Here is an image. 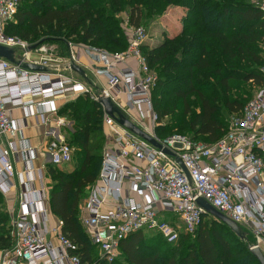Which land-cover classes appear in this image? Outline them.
Segmentation results:
<instances>
[{
	"label": "built area",
	"instance_id": "obj_1",
	"mask_svg": "<svg viewBox=\"0 0 264 264\" xmlns=\"http://www.w3.org/2000/svg\"><path fill=\"white\" fill-rule=\"evenodd\" d=\"M20 4L21 0H0V45L13 49L16 60L0 58V195L11 239L9 248L0 249V264H81L72 254L76 246L62 232L64 223L56 218L52 226L49 206L48 165L72 163L74 149L65 136L53 138L46 149L49 163L35 167L37 150L15 140L22 128L12 112L34 114L46 127L51 122L58 128L71 127L59 112L71 98L85 95L101 105L108 130L100 173L79 215L102 260H117L122 241L139 231L160 234L169 244L177 243L183 233L195 235L205 220L214 219L199 206V198L235 222L247 238L253 235L255 243L249 247L264 254V86L241 112L231 115L226 134L217 142L206 144L183 134L160 136L157 129L164 124L152 99L158 75L143 52L148 40L143 26H130L125 15L129 45L124 52L69 42V55L63 56L56 43H30L6 34ZM257 5L264 13V0ZM78 47L92 61L94 74L106 80L103 89L68 75L75 73L71 65L79 62ZM23 63L47 71L32 72ZM104 99L128 117L135 111L148 131L138 127L158 146L120 126L106 113ZM5 136L13 139L9 148L4 147ZM19 154L22 172L12 160ZM164 212L176 215L177 221H168Z\"/></svg>",
	"mask_w": 264,
	"mask_h": 264
},
{
	"label": "trees",
	"instance_id": "obj_2",
	"mask_svg": "<svg viewBox=\"0 0 264 264\" xmlns=\"http://www.w3.org/2000/svg\"><path fill=\"white\" fill-rule=\"evenodd\" d=\"M258 2L21 0L6 34L30 43H56L63 56L69 55V42L118 53L129 45L123 14L130 26L139 27L170 7H181L185 11L182 29L175 36L166 35L155 48L143 47L149 66L158 75L152 99L160 123L170 114L171 105L173 111H180L157 133L165 137L187 134L211 144L228 130L225 113L241 112L254 97L244 102L241 85L264 86V13ZM156 91L167 99L164 106L155 98ZM59 114L72 122L67 141L74 149L76 168L68 173L48 165V175L55 180L49 206L52 215L64 223L62 232L76 246L72 254L79 256L81 264H260L249 240L243 241L214 219L205 220L195 235L182 234L175 244L154 232L152 236L144 231L133 233L122 241L117 260H102L79 223L80 205L102 166L106 142L102 107L85 95L67 103ZM3 208L0 195V249L11 246L9 216Z\"/></svg>",
	"mask_w": 264,
	"mask_h": 264
},
{
	"label": "rangeland",
	"instance_id": "obj_3",
	"mask_svg": "<svg viewBox=\"0 0 264 264\" xmlns=\"http://www.w3.org/2000/svg\"><path fill=\"white\" fill-rule=\"evenodd\" d=\"M181 13H184L183 9L181 7L174 6V7L168 8L167 11H165L164 14H162L161 16L155 17V18H152V19H149V20H146L144 22L143 27L148 32V37L150 38L149 40L152 39V41H151L152 44H154L156 46L158 44V42H162L164 40V38L166 37L165 32H167V36H174V34H176L178 31H180L181 27L183 26L182 21H181V18H180V14ZM122 17H125V15L123 14ZM78 46H80V45H78ZM124 51H122V52H124ZM16 55L19 56L20 55V52L17 51L16 52ZM85 72H86V74H87V76L89 78L90 83L92 85H94V89L95 90H98L95 85H97L100 89H103L105 87V84L103 82H101L100 80H98L99 77L96 76L95 74H93L92 71L87 70ZM75 80L76 81H82L80 78L78 79L76 77H75ZM241 90H242L241 93H244V96H245V99H244L245 101L244 102H248L250 100V95L253 96L256 93V91L258 90V88L254 87V86H252L250 84L249 85L242 84L241 85ZM155 94H156L155 95L156 96L155 98H159L160 99V105L161 106H164L165 103L167 102V99L166 98H162L159 95V92L158 91H156ZM70 100L71 101H74L75 99L71 98ZM170 102H174L173 99H171ZM154 109H155V107H154ZM178 114H180V111L179 110H174L173 111V105H171V107H170V114L168 115V117L164 118L162 120V122L164 124H170L172 122V120H173V117L176 116V115H178ZM225 115H226L227 120H230L231 115L229 113H225ZM129 117H130V120L133 123H135L137 126H139L142 129L148 131V129H146V127H147L146 123L141 122L139 120V116H138L137 113H134L132 115H129ZM104 134H105V136L108 134V130L106 129V127H104ZM179 134H181V133H179ZM67 138H69V133H67ZM201 141L202 142H205L204 139H202ZM67 143H68V141H67ZM101 150H102V146L100 147L99 152ZM75 168H76L75 158H74V160H73L72 163L59 166V169L60 170H62L64 172H68V173L73 172L75 170ZM48 183H49L48 186L50 187V189L55 184V180L52 179L50 177V175H48ZM86 200H87V195L85 196L84 201L80 205V212L84 208V206L86 204ZM3 209H4V212H6L5 211V208H3ZM163 214L166 215V219L168 221H171V220L177 221V217L173 213H171V212H164ZM51 224H52L53 227H56L57 220H56L55 217H52L51 218ZM245 232H247V231L245 230ZM147 235L148 236H152L154 234H152L150 232H147ZM248 240H249L250 243H255V238L251 234H249Z\"/></svg>",
	"mask_w": 264,
	"mask_h": 264
},
{
	"label": "crops",
	"instance_id": "obj_4",
	"mask_svg": "<svg viewBox=\"0 0 264 264\" xmlns=\"http://www.w3.org/2000/svg\"><path fill=\"white\" fill-rule=\"evenodd\" d=\"M184 13L180 14L181 21H182V17L185 15ZM165 34L167 35V32H165ZM149 39L150 38L148 37V40L145 44V46H148L149 48H155L156 46H158L160 43L163 42V41L158 42V44L155 46L154 44L151 43L152 39L151 40ZM76 53H77V57L79 60L77 65L83 68L84 71L90 70L94 74L93 63L89 59L88 55L85 53V50L82 49L81 47H78L76 49ZM68 75H72L74 78L75 77L78 79L80 78L82 81H85V82L89 80V78L85 80L84 78L80 77L76 73L74 74L68 73ZM98 80H100L106 85V80L104 78L99 77ZM134 113L136 112L131 111L130 115ZM12 116L14 119L20 121V124H21L20 126L22 128V133L20 135L21 137L18 136L15 140H17L18 142L20 141L21 144L27 141V143H29L31 147L36 148L37 159L34 161V165L35 167H38V168L42 167L43 164L44 165L48 164L50 161V157L46 152L48 143L53 138H58L59 136H65L67 139V133H68L67 130L71 128V127H61V128L59 127L58 128L54 122H51L49 126L46 127L45 125L41 123V119L38 116L34 114L31 116L29 115L27 116L25 111L22 109L13 110ZM10 140H13V139L8 136H5L4 141H3L5 148H9L8 145H9ZM12 160L14 162L16 171L22 172L24 168L22 154H19L18 158L12 157Z\"/></svg>",
	"mask_w": 264,
	"mask_h": 264
},
{
	"label": "water",
	"instance_id": "obj_5",
	"mask_svg": "<svg viewBox=\"0 0 264 264\" xmlns=\"http://www.w3.org/2000/svg\"><path fill=\"white\" fill-rule=\"evenodd\" d=\"M0 58H4L12 63H15L16 60L14 58V51L11 48L4 47L0 45ZM23 68L30 70L32 72H46L47 69L45 67L36 66L28 63L22 64ZM72 70L77 73L80 77L84 78L85 80L88 79L86 72L78 66L77 64L71 65ZM102 105L104 106L106 113L112 117L120 126L128 129L135 135L141 137L142 139L158 146L156 141L151 138L149 134L144 132L141 128H139L135 123H133L129 117L125 114V112L115 105L110 99L102 100ZM181 164V163H180ZM182 165V164H181ZM183 167V166H182ZM184 168V167H183ZM185 170V169H184ZM187 173V171L185 170ZM198 204L201 206L207 215L214 217V219L220 223L227 225L237 236H239L243 241H247V235L240 229V227L230 220L228 217L220 213L216 210L212 205H210L204 198L198 199ZM253 255L257 258L260 264H264V254L259 248L251 249Z\"/></svg>",
	"mask_w": 264,
	"mask_h": 264
},
{
	"label": "bare ground",
	"instance_id": "obj_6",
	"mask_svg": "<svg viewBox=\"0 0 264 264\" xmlns=\"http://www.w3.org/2000/svg\"><path fill=\"white\" fill-rule=\"evenodd\" d=\"M35 89H36V88H35ZM49 98L51 99V98H55V97H49Z\"/></svg>",
	"mask_w": 264,
	"mask_h": 264
}]
</instances>
